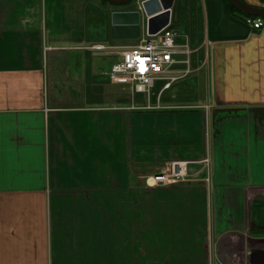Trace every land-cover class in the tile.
Returning a JSON list of instances; mask_svg holds the SVG:
<instances>
[{
    "label": "crops",
    "instance_id": "0c3cea01",
    "mask_svg": "<svg viewBox=\"0 0 264 264\" xmlns=\"http://www.w3.org/2000/svg\"><path fill=\"white\" fill-rule=\"evenodd\" d=\"M135 10L0 0V264H264L248 247L264 238V115L212 118L264 109V27L227 0H174L193 73L136 99L110 83L116 56L89 49L136 45L145 31L111 24ZM172 164L185 180L145 185Z\"/></svg>",
    "mask_w": 264,
    "mask_h": 264
},
{
    "label": "built area",
    "instance_id": "2783aa9c",
    "mask_svg": "<svg viewBox=\"0 0 264 264\" xmlns=\"http://www.w3.org/2000/svg\"><path fill=\"white\" fill-rule=\"evenodd\" d=\"M244 23L253 31L264 27V20L244 18ZM176 32L163 29L154 36L145 35L128 49H117L93 45V52L114 55L117 60L111 65L108 78L110 83L135 95L149 96L156 83H161L158 97L175 82L193 73L192 55L195 51L187 44H177ZM182 69V70H179ZM208 165V160L205 161ZM180 164H172L168 172L158 174L145 181L147 187H170L185 180L186 174ZM150 182H153L151 185Z\"/></svg>",
    "mask_w": 264,
    "mask_h": 264
},
{
    "label": "water",
    "instance_id": "95a60500",
    "mask_svg": "<svg viewBox=\"0 0 264 264\" xmlns=\"http://www.w3.org/2000/svg\"><path fill=\"white\" fill-rule=\"evenodd\" d=\"M103 2L115 7L136 6V10L127 13H114L111 16V24L113 32H122L135 30L139 32L145 31L146 36H154L163 29L169 27L170 10L174 0H102ZM236 11L247 17H254L264 20V8H256L245 5L239 0H227ZM126 19H131L126 21ZM121 27V28H120ZM123 33V32H122ZM249 112L253 115H264V109H216L212 113V118L217 115L226 114L228 116H238L239 113ZM256 231H264V227L256 228ZM257 245H264V238L249 239L248 247L253 248Z\"/></svg>",
    "mask_w": 264,
    "mask_h": 264
},
{
    "label": "rangeland",
    "instance_id": "374dc122",
    "mask_svg": "<svg viewBox=\"0 0 264 264\" xmlns=\"http://www.w3.org/2000/svg\"><path fill=\"white\" fill-rule=\"evenodd\" d=\"M105 3V2H104ZM106 5H108V6H112V5H110V4H107V3H105ZM126 6V5H125ZM112 8H116V7H114V6H112ZM169 30H171V31H173L172 30V28L171 27H169ZM176 43L178 44H185V42H181L180 40H179V37H177L176 38ZM179 70H182V69H179ZM190 76V75H189ZM188 76V77H189ZM187 78V77H186ZM186 78H184V79H186ZM181 80H183V79H181ZM181 80H179V81H181ZM179 81H177V82H179ZM177 82H175V83H177ZM174 83V84H175ZM173 84V85H174ZM188 84H190L189 85V89H182V90H177V94L178 95H180V96H183V97H189V95H194V93H195V87H194V81L193 82H189ZM161 86H162V84L161 83H156L155 84V86H154V88L151 90V93H150V96H151V98L152 99H155L156 98V96H158V91H160V89H161ZM171 88V87H170ZM169 88V89H170ZM168 89V90H169ZM165 92V91H164ZM169 93V92H168ZM165 94V93H164ZM136 99H138V98H143L144 100L145 99H147L146 98V95H139V96H136L135 97ZM264 232V231H263Z\"/></svg>",
    "mask_w": 264,
    "mask_h": 264
},
{
    "label": "trees",
    "instance_id": "16d2710c",
    "mask_svg": "<svg viewBox=\"0 0 264 264\" xmlns=\"http://www.w3.org/2000/svg\"><path fill=\"white\" fill-rule=\"evenodd\" d=\"M229 9L231 11V13L238 15V16H242L244 18H246L247 16H244L243 14L239 13L238 11H236L231 5H229Z\"/></svg>",
    "mask_w": 264,
    "mask_h": 264
},
{
    "label": "bare ground",
    "instance_id": "6f19581e",
    "mask_svg": "<svg viewBox=\"0 0 264 264\" xmlns=\"http://www.w3.org/2000/svg\"><path fill=\"white\" fill-rule=\"evenodd\" d=\"M153 184V182H151V185Z\"/></svg>",
    "mask_w": 264,
    "mask_h": 264
}]
</instances>
